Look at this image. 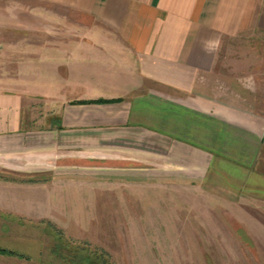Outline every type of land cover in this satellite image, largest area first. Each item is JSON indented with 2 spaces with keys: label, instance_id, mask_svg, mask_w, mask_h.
Instances as JSON below:
<instances>
[{
  "label": "crops",
  "instance_id": "1",
  "mask_svg": "<svg viewBox=\"0 0 264 264\" xmlns=\"http://www.w3.org/2000/svg\"><path fill=\"white\" fill-rule=\"evenodd\" d=\"M14 1L39 7L0 4L1 194L109 174L264 208V88L220 67L264 0Z\"/></svg>",
  "mask_w": 264,
  "mask_h": 264
},
{
  "label": "rangeland",
  "instance_id": "2",
  "mask_svg": "<svg viewBox=\"0 0 264 264\" xmlns=\"http://www.w3.org/2000/svg\"><path fill=\"white\" fill-rule=\"evenodd\" d=\"M49 28L65 32L57 19ZM220 67L264 88V33L226 41ZM128 179L87 175L54 192L0 193L4 204H23L0 209V249L16 254L0 255V264H264V208H232L200 192L145 189L141 177Z\"/></svg>",
  "mask_w": 264,
  "mask_h": 264
},
{
  "label": "trees",
  "instance_id": "3",
  "mask_svg": "<svg viewBox=\"0 0 264 264\" xmlns=\"http://www.w3.org/2000/svg\"><path fill=\"white\" fill-rule=\"evenodd\" d=\"M98 102H103V101H98ZM0 255H4V256H16V254L12 251H8L5 249H0Z\"/></svg>",
  "mask_w": 264,
  "mask_h": 264
}]
</instances>
